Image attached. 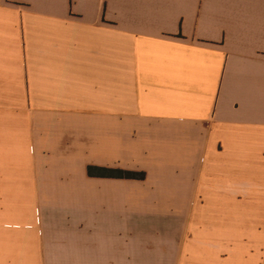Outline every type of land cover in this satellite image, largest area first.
Listing matches in <instances>:
<instances>
[{
  "label": "crops",
  "instance_id": "crops-1",
  "mask_svg": "<svg viewBox=\"0 0 264 264\" xmlns=\"http://www.w3.org/2000/svg\"><path fill=\"white\" fill-rule=\"evenodd\" d=\"M0 264H264V0H0Z\"/></svg>",
  "mask_w": 264,
  "mask_h": 264
},
{
  "label": "trees",
  "instance_id": "trees-1",
  "mask_svg": "<svg viewBox=\"0 0 264 264\" xmlns=\"http://www.w3.org/2000/svg\"><path fill=\"white\" fill-rule=\"evenodd\" d=\"M88 172L92 176H102V177L129 178V179H143L145 177L144 172L96 167V166H89Z\"/></svg>",
  "mask_w": 264,
  "mask_h": 264
},
{
  "label": "rangeland",
  "instance_id": "rangeland-1",
  "mask_svg": "<svg viewBox=\"0 0 264 264\" xmlns=\"http://www.w3.org/2000/svg\"><path fill=\"white\" fill-rule=\"evenodd\" d=\"M245 216H247V213L242 212V214H241V217H242L241 221H244L243 217H245ZM156 231H157L156 228L155 229H149V231L146 232V233H148V235H149L151 232H156ZM243 235H244V232L242 231V236ZM230 245L231 244H229L228 241H227V239H226V241L224 243L220 244V249L223 250V253L229 254L230 252H232V248H231ZM248 248L256 249V251H260V247L259 246L256 247L255 245L252 246V244H251V247H250V244H248V243H242L241 244V250L242 251H245ZM194 249L195 250H198V249H200V246L198 244H196V245H194Z\"/></svg>",
  "mask_w": 264,
  "mask_h": 264
}]
</instances>
